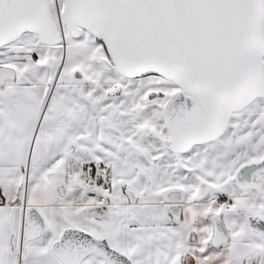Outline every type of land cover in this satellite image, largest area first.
Listing matches in <instances>:
<instances>
[{
	"label": "snow or ice",
	"instance_id": "1",
	"mask_svg": "<svg viewBox=\"0 0 264 264\" xmlns=\"http://www.w3.org/2000/svg\"><path fill=\"white\" fill-rule=\"evenodd\" d=\"M0 264H264V0H0Z\"/></svg>",
	"mask_w": 264,
	"mask_h": 264
}]
</instances>
